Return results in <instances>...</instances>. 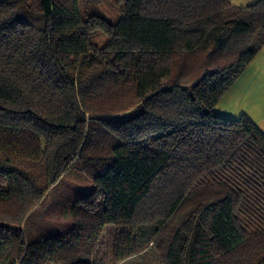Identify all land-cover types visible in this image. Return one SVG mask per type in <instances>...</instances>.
Returning <instances> with one entry per match:
<instances>
[{
  "label": "trees",
  "instance_id": "obj_1",
  "mask_svg": "<svg viewBox=\"0 0 264 264\" xmlns=\"http://www.w3.org/2000/svg\"><path fill=\"white\" fill-rule=\"evenodd\" d=\"M232 1L125 0L111 24L80 0H0V264H107V227L114 264H264V135L214 112L264 47V1ZM74 164L93 197L26 241Z\"/></svg>",
  "mask_w": 264,
  "mask_h": 264
},
{
  "label": "rangeland",
  "instance_id": "obj_2",
  "mask_svg": "<svg viewBox=\"0 0 264 264\" xmlns=\"http://www.w3.org/2000/svg\"><path fill=\"white\" fill-rule=\"evenodd\" d=\"M124 4L125 0H80V9L84 17L88 13H97L112 24L124 10ZM103 41L104 37L99 34L93 37L92 43L99 48ZM133 115L134 111H130L114 119L124 120ZM94 191L95 186L91 178L82 172L79 164H74L27 216L22 228L25 240L36 241L42 237H52L68 231L71 227V208L75 204L91 199ZM181 221H183L182 216L173 220L164 236V243H167L174 232L180 228ZM122 230L123 227H107L101 237L98 256L103 258L107 264H114L112 258L114 246ZM158 253L151 248L146 253L128 258L119 264H160Z\"/></svg>",
  "mask_w": 264,
  "mask_h": 264
},
{
  "label": "crops",
  "instance_id": "obj_3",
  "mask_svg": "<svg viewBox=\"0 0 264 264\" xmlns=\"http://www.w3.org/2000/svg\"><path fill=\"white\" fill-rule=\"evenodd\" d=\"M259 1L264 0H233L231 5L246 8ZM214 112L226 120L247 118L264 135V47L226 91Z\"/></svg>",
  "mask_w": 264,
  "mask_h": 264
}]
</instances>
